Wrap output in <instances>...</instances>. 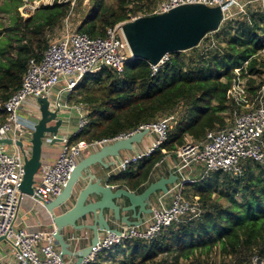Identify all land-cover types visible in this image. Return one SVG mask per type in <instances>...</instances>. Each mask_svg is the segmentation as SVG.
I'll return each instance as SVG.
<instances>
[{
	"label": "trees",
	"instance_id": "obj_1",
	"mask_svg": "<svg viewBox=\"0 0 264 264\" xmlns=\"http://www.w3.org/2000/svg\"><path fill=\"white\" fill-rule=\"evenodd\" d=\"M158 1L90 0L93 6L78 31L105 37L110 27L140 13H152ZM20 2L4 0L0 5V13L9 20L0 28V102L19 89L29 60L42 59L49 44L48 32L56 29L71 9L70 1L54 3L41 6L31 17H23L18 10ZM222 24L219 31L226 39L222 55L215 53L209 58L199 53L195 60L188 59L186 51L172 53L170 63L154 76L148 61L134 59L123 75L104 68L87 75L77 86L74 94H79L77 102L89 107V123L73 140L115 137L181 108L185 110L171 128L162 147L165 152H154L135 169L114 175L112 182L141 193L157 166L166 156L175 155L188 138L199 140L208 130L231 125L228 115L242 110L228 98L237 68H243L249 97H257L264 86V14L259 18L252 14L251 19L238 24L235 32L233 23ZM71 98L77 99L73 95ZM6 117L0 113V124ZM255 168L260 172L256 177ZM213 176L208 183L192 184L185 193L187 197H200L204 212L198 218L170 225L151 243L118 245L100 254L99 258H108L106 263L100 259L93 264H147L163 255L173 264L192 258L209 264V256L217 250L228 257L246 258L232 264H251L255 257L264 261V167L249 161L241 177L221 172Z\"/></svg>",
	"mask_w": 264,
	"mask_h": 264
},
{
	"label": "built area",
	"instance_id": "obj_2",
	"mask_svg": "<svg viewBox=\"0 0 264 264\" xmlns=\"http://www.w3.org/2000/svg\"><path fill=\"white\" fill-rule=\"evenodd\" d=\"M68 1L71 2L23 0L18 10L21 16L31 17L41 6ZM252 2L258 3L264 10V0H159L152 13H140L127 21L167 12L180 5L205 4L221 6L224 22L235 8L244 11L245 6ZM127 21L110 27L105 37H91L74 30L66 32L58 40L50 41L41 60L36 57L29 60L19 89L0 102V113L7 114L6 120L0 124V139H12L14 142L13 145L0 143V264H70L61 254L54 229L29 230L17 226L16 221L24 198H29L33 205L45 208L49 201L62 193L85 150H99L142 131L155 135L150 147L120 158L111 171L110 178L139 165L144 158L158 150L165 152L162 147L168 141L172 123L176 120L174 113L111 138L87 141L62 137L60 154L54 161H42L35 178L33 194L23 195L20 201V185L25 174V159L31 155L30 139L33 131V123L25 121L21 115L22 109L27 106L31 111L38 107V98L46 97L50 100V109H59L63 117L65 110L75 108L79 113L77 133L83 131L89 123L88 106L81 102L72 106L71 96H74L77 86L89 74L104 68L113 70L118 75L124 74L127 65L135 59L122 30V25ZM171 59V54L168 53L157 64H150L152 75H157ZM242 69L235 70L236 77L228 91V98L242 108L241 111L234 112L233 123L224 128L208 130L202 139L189 138L175 154L178 161L173 164L172 171L178 176V180L171 185L168 193L160 194L156 204L150 199L152 213L145 216L138 225L123 224L118 233L102 231L98 243L80 264H93L100 254L118 245L133 241L151 243L170 225L198 218L204 208L199 196L185 195L186 185L206 180L217 172L241 177L249 161L264 167V86L255 99L250 98L246 81L241 74ZM18 140L24 142L23 149L16 144ZM51 141V137L46 140ZM194 167L200 168L198 178L189 176ZM170 195L172 199L168 203L167 197ZM84 237L88 238V235L73 233L69 242L77 244ZM251 264H264V261L255 257Z\"/></svg>",
	"mask_w": 264,
	"mask_h": 264
},
{
	"label": "water",
	"instance_id": "obj_3",
	"mask_svg": "<svg viewBox=\"0 0 264 264\" xmlns=\"http://www.w3.org/2000/svg\"><path fill=\"white\" fill-rule=\"evenodd\" d=\"M223 20L221 6L185 4L167 12L127 21L122 25V30L135 59L157 64L168 53L183 52L199 46L207 34L219 30ZM37 103L38 107L26 116L33 123V131L30 139L31 155L25 159V174L20 185V201L23 195L29 196L34 192L47 138H52V145L61 142L66 121L59 109H50L48 98L40 97ZM147 135V131H142L95 150L78 163L62 193L45 205L62 256L78 257L77 264H80L98 243L102 231L118 233L119 229L114 227L117 221L129 226L140 224L143 217L152 213L150 199L158 192L168 193L170 186L178 180L177 175L171 174L151 181L141 193L124 187L116 189L108 184L110 178L108 175L104 177L103 171L110 164L105 160L117 159L124 151L132 152L135 144L142 143ZM0 143L13 145L14 142L12 139H0ZM16 144L24 148L23 141L18 140ZM129 211L135 213L137 221L124 218L122 213ZM64 229L92 230L94 237L90 246L85 251L73 250L63 233Z\"/></svg>",
	"mask_w": 264,
	"mask_h": 264
},
{
	"label": "crops",
	"instance_id": "obj_4",
	"mask_svg": "<svg viewBox=\"0 0 264 264\" xmlns=\"http://www.w3.org/2000/svg\"><path fill=\"white\" fill-rule=\"evenodd\" d=\"M70 103L72 106H74L78 102H76L74 100V98H71ZM73 111L76 112V114L78 115V117L75 120L73 118L70 119V114ZM28 113H29V110L27 109V106H25L21 111V115L25 119L26 122H29V120L26 118ZM64 116L66 118V121H65L64 129H63L61 137H67V136L73 137L78 132L79 113L76 111L75 108H71L69 110L64 111ZM151 135L153 136L152 139H149V140L143 139L142 143L135 144V148L132 152L124 151L122 153V155L117 159H111V158L106 159L105 160L106 163H109L110 166L108 168L104 169V171H103L104 177H106L108 175L110 178V173L113 170V168L118 164V161L120 160V158L126 157V156H128L132 153H135V152L143 151L144 149L150 147L152 145L153 141L155 140V135L154 134H151ZM61 149H62L61 142H56L53 145L51 144V142H45L44 149H43V155H42V161H54L58 157V155L60 154ZM94 151L95 150H85L83 152L81 160L88 157ZM176 161H178L176 155L166 156L165 160H163L157 166L156 170L153 172V174L151 176V181H157L163 177H169L171 174H173L172 166L174 163H176ZM113 162H115V164L111 165ZM136 167L133 166L134 169ZM190 172L191 173H189V176L192 178H198L199 174L201 173L199 167H194ZM112 178L113 177L110 178V181L108 184L110 186H113L116 189L121 188L122 186H119L118 183L115 184L114 182H112V180H111ZM189 186L191 187V185H186V187H189ZM124 188H126V187H124ZM186 191H187V189L185 188L184 192L186 193ZM160 194H162V192L156 193L152 197L151 202L156 204L157 199L160 196ZM171 199H172V196L171 195L168 196L167 202L170 203ZM122 215L124 216V218H128L131 221H137V219L135 218V213H133L132 211L124 212V213H122ZM144 218L145 217H143V219ZM123 224H126V223H123L121 221H117L114 223V227L119 229ZM16 225L19 227H22V228H28L29 230L32 229V230H50V231H52L54 229L52 223L50 222V216H49L48 212L45 210V208L38 206V205H33L32 201L27 197L24 198V200L22 201V203L18 209V217H17ZM63 233L65 234L67 240H69L70 236L73 233H79V234H82L85 236L88 235V238L84 237L83 240L77 244L71 243L72 249L75 251H85L90 246V244L93 240V237H94L92 230L74 231V230H70V229H64ZM65 260L67 262H69L70 264H77L78 263V257L66 256ZM99 260L104 261V263H106V261H108V258H105V255H103L100 258L98 257L96 262H98Z\"/></svg>",
	"mask_w": 264,
	"mask_h": 264
},
{
	"label": "rangeland",
	"instance_id": "obj_5",
	"mask_svg": "<svg viewBox=\"0 0 264 264\" xmlns=\"http://www.w3.org/2000/svg\"><path fill=\"white\" fill-rule=\"evenodd\" d=\"M22 1L23 0H21L20 5ZM72 2H74L73 5H72ZM3 3H4V0H0V5ZM92 6L93 4L92 2H90V0H71V9H70L68 16L64 19V21L56 29L48 32L49 42L60 39L62 35H64L66 32H73L74 30H78L82 20L85 17H87ZM232 13L233 14L226 21H224L222 25L224 26V25L233 23L234 28L232 31L235 32L238 28L239 23L245 20L248 21L249 19H251L252 14H254L255 16L259 18L261 14H264V10L258 5V3L252 2L245 6L244 11H242L240 8H235L232 11ZM8 23H9L8 16L6 14L0 13V25H2L0 28L2 29V27H6ZM220 33L221 32L217 30L215 32L208 34L201 41V44L199 45V47H197L196 52L189 51V50L186 51V57L188 59L193 58L196 60L198 59L199 53H206L205 56L209 58H213L215 53H219L222 55L223 46L225 45L226 39ZM55 91L53 92V95L56 94ZM74 96L75 98H77V99H74L77 102V100L79 99V94L76 92ZM29 101L32 102L31 99ZM182 109L183 108L177 111V113H174L176 115V120H174V122L172 123V126L176 125L177 122L179 121L178 119L184 116L185 110L184 109L182 110ZM88 113H89V107H88ZM77 117L78 115L74 111L70 114V119L73 118L75 120ZM227 119H228L229 124L233 123V119H234L233 113L229 114ZM152 138H153L152 135H147L144 139L149 140ZM259 173H260L259 169L255 168L253 176L256 177L259 175ZM210 178L212 180L214 176L212 175ZM208 179L200 181V182L208 183ZM188 188H190V186L186 187V189ZM244 259L246 258L241 259L239 258V256L228 257L225 255H222L217 250V251H214L211 256H209L208 261L210 262L209 264H232V263H240L242 262L241 260H244ZM147 264H173V262L171 261L170 258H167L165 255H163L161 257H157L154 261L152 260L148 262ZM180 264H203V262L198 261L196 258H192L190 260H182Z\"/></svg>",
	"mask_w": 264,
	"mask_h": 264
}]
</instances>
